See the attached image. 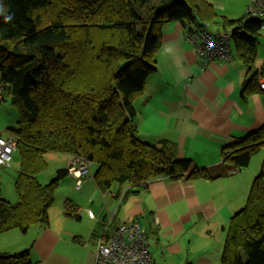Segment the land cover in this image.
Masks as SVG:
<instances>
[{
	"label": "trees",
	"instance_id": "trees-1",
	"mask_svg": "<svg viewBox=\"0 0 264 264\" xmlns=\"http://www.w3.org/2000/svg\"><path fill=\"white\" fill-rule=\"evenodd\" d=\"M216 17L252 71L264 21L218 16L205 0H0V84L18 110L6 133L19 156L18 201L0 197V233L48 224L56 187L69 174L64 167L40 183L49 152L96 164L92 180L102 192L123 184L139 189L158 176L212 180L246 167L264 144V124L225 147L210 169L175 158L165 140L148 144L136 135L133 99L156 68L162 25L179 20L193 33ZM244 91L263 92L257 72ZM76 208L66 205L65 216L79 218ZM0 264L33 263L21 251L0 254ZM221 264H264V160L230 219Z\"/></svg>",
	"mask_w": 264,
	"mask_h": 264
},
{
	"label": "crops",
	"instance_id": "crops-1",
	"mask_svg": "<svg viewBox=\"0 0 264 264\" xmlns=\"http://www.w3.org/2000/svg\"><path fill=\"white\" fill-rule=\"evenodd\" d=\"M205 1L216 15L229 19L243 16L247 2ZM218 18L207 20L209 30L230 33ZM189 34L182 21L162 25L156 68L133 99L134 124L145 143L165 140L174 146L175 158L210 169L220 165L225 147L263 126L264 91L244 94L255 70L243 64L231 40V60L205 63ZM259 36L264 39V24ZM260 54L264 56V47ZM62 156L67 168L72 157ZM15 163L0 165L1 197L16 194ZM254 175L240 170L212 180L158 176L139 189L127 190L123 184L102 192L96 185L87 191L92 175L82 176L76 188L69 173L76 190L86 187L73 198L79 218L66 217L61 208L55 214L48 210V224H38L37 236L22 237L16 229L0 233V254L28 251L33 264H95L98 238L108 233L104 231L138 220L148 237L151 264H221L230 219L244 207Z\"/></svg>",
	"mask_w": 264,
	"mask_h": 264
},
{
	"label": "built area",
	"instance_id": "built-area-1",
	"mask_svg": "<svg viewBox=\"0 0 264 264\" xmlns=\"http://www.w3.org/2000/svg\"><path fill=\"white\" fill-rule=\"evenodd\" d=\"M245 13L250 18L264 21V0H247ZM209 22L204 21L199 30L189 34L194 42L198 55L205 63L214 59L231 60L229 51L230 33L211 32ZM258 74L259 88L264 91V64L255 70ZM4 99V87L0 84V103ZM16 151V141L0 130V165L9 166L12 155ZM69 161L68 170L75 178V186L79 188L81 177L90 175L92 163L79 157ZM108 223L106 224V226ZM98 238L95 264H151V252L146 231L140 221L133 220L121 223L115 228H108Z\"/></svg>",
	"mask_w": 264,
	"mask_h": 264
},
{
	"label": "rangeland",
	"instance_id": "rangeland-1",
	"mask_svg": "<svg viewBox=\"0 0 264 264\" xmlns=\"http://www.w3.org/2000/svg\"><path fill=\"white\" fill-rule=\"evenodd\" d=\"M247 3V2H246ZM246 7V6H245ZM245 11V10H244ZM264 47V39L263 37L259 36L258 44H257V60L255 61V65L252 67L254 70L260 69L263 64H264V56L260 54V50ZM6 96V97H5ZM4 96V101L1 102L0 104V127L2 130L6 132L5 128H10V127H15L17 125V120H18V110L17 108L11 103L10 98L5 95ZM2 131V132H4ZM19 156L18 152L13 153V160L12 162L18 163V168H19ZM44 158L46 160V168L37 175V179L40 181L42 184L48 183L54 176L55 173L58 169L64 168L63 164V158L62 153H46L44 155ZM264 160V144L261 145L259 150L255 152L250 159L249 164L244 167L241 170L245 171H254V178L255 176L259 173V170L261 168V164ZM16 164V163H15ZM14 164V165H15ZM12 171H15L14 168L11 169ZM96 170V164L92 166V171L93 173ZM94 182L89 180V183L87 184V191L91 188L94 187ZM86 187L82 188V190H76L74 188V180L71 179L69 176H66L64 179H62L59 183V185L56 187V191L54 194V198L52 201L51 206L48 208L49 213L55 214L58 209H62V212L66 210V205L69 207V209L76 205L77 203L74 201V195L78 192H85ZM16 192V191H15ZM17 194V192H16ZM13 193H5L2 197L6 200H8L9 203L15 204L18 201V195ZM81 195L78 194L77 198ZM13 196V197H12ZM1 197V196H0ZM1 197V198H2ZM11 198V199H10ZM48 214V211H47ZM39 225H34L29 228V230L26 233L21 232L20 230L16 229L22 237L28 235V237H33L37 236L39 233ZM29 240V239H27ZM34 256V255H32Z\"/></svg>",
	"mask_w": 264,
	"mask_h": 264
},
{
	"label": "clouds",
	"instance_id": "clouds-1",
	"mask_svg": "<svg viewBox=\"0 0 264 264\" xmlns=\"http://www.w3.org/2000/svg\"><path fill=\"white\" fill-rule=\"evenodd\" d=\"M3 101H4V99H3ZM68 167V166H67ZM92 175V174H91ZM92 177V176H91Z\"/></svg>",
	"mask_w": 264,
	"mask_h": 264
}]
</instances>
